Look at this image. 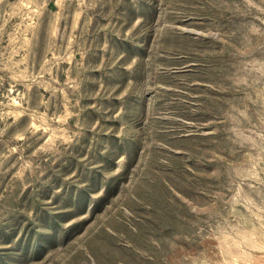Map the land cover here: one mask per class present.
Segmentation results:
<instances>
[{
  "label": "rangeland",
  "instance_id": "rangeland-1",
  "mask_svg": "<svg viewBox=\"0 0 264 264\" xmlns=\"http://www.w3.org/2000/svg\"><path fill=\"white\" fill-rule=\"evenodd\" d=\"M0 264H264V0H0Z\"/></svg>",
  "mask_w": 264,
  "mask_h": 264
}]
</instances>
